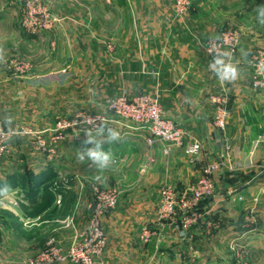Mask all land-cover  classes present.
Segmentation results:
<instances>
[{
	"label": "crops",
	"instance_id": "0c3cea01",
	"mask_svg": "<svg viewBox=\"0 0 264 264\" xmlns=\"http://www.w3.org/2000/svg\"><path fill=\"white\" fill-rule=\"evenodd\" d=\"M52 1L61 20L52 30L37 34L36 40L26 41L44 44L46 38L54 39L61 57L52 65L73 69L70 84L89 85L87 92L91 94L83 108L104 112V100L145 91L158 97L164 113L187 133L182 145L171 146L164 153L161 143L146 145L143 128L110 120L105 125L117 129L122 139L105 145L117 163L103 172L90 167L89 161L78 159L85 136L82 141L68 137L59 142V157L54 159L53 170L77 171L86 165L91 168L92 177L100 172L104 182L119 187L116 206L102 215L107 245L99 264H229L227 244L235 240L246 244L253 261L264 264V144L255 143L264 132V89L251 86L257 36L247 27L241 29L239 44L229 58L237 67L238 77L233 82L221 81L208 67L215 53L205 49V41L216 37L220 26L207 21L206 12L200 10L201 0H193L194 9L182 15L174 12L172 0ZM220 20L217 15V21ZM260 48L264 55L263 42ZM65 52L69 54L64 55ZM219 52L228 50L223 47ZM10 84L0 82V87L7 89L5 94L11 92ZM222 102L227 106V116L224 128L219 129L214 121ZM42 109L28 105L20 109L8 107L6 117L11 116L12 123L6 127L13 129L19 116L31 114L42 117L34 120L35 126H39L57 110ZM11 138L10 153L3 158L6 172L0 175L11 173L13 159H26L29 169L42 170L44 157L31 150L29 137ZM191 138L202 144L197 158L186 151ZM17 147L23 157L15 154ZM217 159H222V163L214 175L215 191L198 203L196 223L188 230L182 229L178 211L160 219L156 212L160 188L167 185L176 196L188 195L203 166ZM144 164L146 168H142ZM234 182L236 187L232 186ZM70 194L65 193L68 198ZM253 196H259L260 222L257 229L247 230L240 220L253 208ZM88 201L80 206V212L91 213ZM67 203L68 199L65 211ZM38 206L33 203L23 211L30 212ZM77 208V204L69 208L74 227L83 228L87 218L84 220L81 213L78 216ZM210 222L215 225L211 227ZM143 229L149 231L146 238L141 235ZM71 234V230L64 228L57 232V242L66 243ZM3 242L1 239L0 264H11V259L25 254L24 248L14 244L5 247Z\"/></svg>",
	"mask_w": 264,
	"mask_h": 264
},
{
	"label": "rangeland",
	"instance_id": "374dc122",
	"mask_svg": "<svg viewBox=\"0 0 264 264\" xmlns=\"http://www.w3.org/2000/svg\"><path fill=\"white\" fill-rule=\"evenodd\" d=\"M201 1L202 6L200 7V10L206 12L207 17H209L207 18V21L211 23L218 22L220 26L218 35L216 37L208 38L205 41V44L208 41L220 38L227 32H234L238 37V46L239 38L241 36V29H245L247 27L246 29H249V31L252 30L253 35H255V37L257 36V40H255L254 42L255 52L253 54V58L259 53H262V49L260 48V46L262 45V42L264 43V25L260 24L257 20L256 8L264 5V0ZM55 7L56 6L54 5V2L52 0H0V49H2L4 53L3 59L0 60V82H11L9 87L12 88L11 92H13L11 94V92L9 93L8 90V94H5L7 92L5 91V86L0 87V131L4 134L6 140V149L2 154H0V173L6 172V165L4 164L6 162V159L3 158L10 153L9 151L12 136H28L31 150L35 151V153L40 154L42 157H44L43 160H45V164L42 170L35 171L32 170V168L29 169L28 164L26 163V159L10 160V163H12L11 167L13 168L11 169L12 171L10 170L11 173L8 176L15 177V179L17 180V186L9 187L1 184L0 182V190L4 189L5 187L7 188V192H0V241L1 239H4L5 242H7H3V246L5 247H9L14 244V246H16L17 248L25 249V254L23 256L21 255L22 258L11 259L9 261V263L11 264H27L31 262L32 259L36 258L41 251L49 246L58 248L65 259L63 261H52L44 264H81L80 262H73L72 260H70L66 253L74 237H82L86 235V232H88L89 220L91 219L92 215H94L95 209H97L98 207V201L96 199L97 193L103 190H114L118 195L117 201L119 198V187L115 184H108L104 181H96L95 176L100 175L101 173H95V176L92 177L91 174L93 172H91V168L86 167V165L82 166V168L77 171L53 170L54 159L56 160L59 157V142L67 139L68 137H71L78 141H82L85 136L84 130L90 129V126L87 127L83 123L79 124L77 126L78 129L76 128L77 134L75 135V138L69 130H66L64 132V139L51 146H49L48 143L50 142L53 133H43V130L51 129L53 127V124L58 119L65 118L71 120L75 117V115L85 116L87 114L99 115L100 117H104V124L106 122H109L110 120L119 123L134 124L131 121L117 117L111 111L106 110V107H110L122 96L128 99L126 101L131 102L132 98L139 93L152 95L149 92L145 91L138 92L130 96L125 94L115 95L113 97H110L109 99L104 100V102L102 103L104 106V112L101 109L96 110L93 108H83L88 102L86 101L88 95L91 94V92H87L89 85L70 84L69 78L73 77L74 75L73 69L69 67L58 68L52 65L55 59L57 60L61 57V53H59V51L57 50L59 45L55 43L54 39L46 38L47 40H45L44 44H38L35 41V44H32L31 42L26 41L27 39L36 40L37 34L43 31L52 30L55 27L56 23L61 20L54 12ZM194 7L195 6L191 5L188 11L193 10ZM6 14L8 16L7 18L5 17ZM217 15H220V21H217ZM65 54L68 55L69 53L65 52L64 55ZM67 58L69 57L67 56ZM253 75L254 70L252 67V77ZM251 86L256 90L264 89V87L254 88V85L252 83ZM156 98L158 99V97ZM158 102L160 103L159 99ZM27 105L32 109L45 108V111H48V109L57 108V110L54 111V114H52L54 116H46L48 121L43 122L41 125L39 124V126H35L36 121L34 122V120L38 118L41 119L42 117H39L38 115L34 116L33 114H31L26 117L19 116L17 123L15 121L16 126L13 127V129L7 128L6 124L4 123L7 114H9L7 108L10 107L13 109H20L22 107H27ZM224 105L227 111V106L225 103ZM66 108L71 110L62 115L59 114ZM80 116H78L77 119H80ZM25 118L31 120L27 121V119ZM9 129H11V131ZM52 149L54 152H49ZM15 154H20V157H23L22 150H20V148L18 147L15 149ZM63 159L68 158H66V156H63ZM116 163L117 159L115 164ZM221 163L222 159H217L214 162L208 163L216 164V168L213 170V173L211 175L213 182L212 195L214 194L216 186L214 175L216 171H219ZM208 164H206L205 166H207ZM205 166H203V168ZM46 171L49 172V176L47 178L44 177L42 178V180H40L38 177L39 173ZM5 178H7V176L0 175V181H6ZM35 178H38L39 180ZM231 181L235 180L232 179ZM192 186L189 189L188 195H185L187 199H190V190ZM232 186L236 187L237 185L235 183L232 184ZM64 188L65 190H62V192L57 191V189ZM43 189L51 192V195L48 199H40L41 192L34 194V196H26L30 190H36L37 192ZM65 191L71 193L68 198V203L66 204V211L64 210L65 203L63 199V196L66 193ZM160 191L156 209L157 216L159 218V209L161 205ZM182 197L184 196H176L173 194V198L177 204H179V199H181ZM258 198L259 196H253L250 199L253 203V208L251 207L248 213L245 212L240 220L242 221L241 226L244 229H257L259 225L260 214L257 210V205L259 203ZM86 199L87 201L89 200L88 205H90L91 211V213L89 212V214L84 210L81 212L79 211L80 206H82L83 202ZM241 199V197H238V200ZM203 200L205 199H202L200 201ZM199 202L192 204L191 211L195 214L196 220L189 228H191L199 219V213L196 210ZM33 203L37 205L40 204V206L34 208L33 211L30 212L23 211V208L25 206ZM75 204L78 205L76 214L78 215L79 213H81L84 220L87 218L86 226H84L83 228H78L76 225L74 227L73 217L71 215L72 212L69 208H72ZM111 209H107L106 211ZM176 211H178L179 216H181L182 209L179 205L176 206L174 213ZM104 212L99 215L100 227L105 236L104 244L101 250L93 257L94 264H99V259L105 252L107 245L106 232L102 226L101 221ZM172 215L170 214V216ZM162 218H164V216H162L160 219ZM23 220H26L24 222V225L22 224ZM213 225H215L214 222H210V226L213 227ZM64 228L72 231L71 237L70 239H68V241H66V243H58L56 234L57 232L64 230ZM148 233V229H143L141 235L143 236V238H146L148 236ZM9 239H11V242L9 241ZM8 242L12 244H9ZM21 242L24 244L23 247H21ZM227 252L229 264H255L256 262V264H261V261H253L250 258L248 248L242 241L240 242L238 240H235L228 243ZM193 253L195 252L193 251Z\"/></svg>",
	"mask_w": 264,
	"mask_h": 264
},
{
	"label": "built area",
	"instance_id": "2783aa9c",
	"mask_svg": "<svg viewBox=\"0 0 264 264\" xmlns=\"http://www.w3.org/2000/svg\"><path fill=\"white\" fill-rule=\"evenodd\" d=\"M106 3H111L116 0H104ZM174 11L177 15L186 13L192 5L193 0H172ZM238 42L237 34L234 32H227L220 38L208 41L205 44L206 52L221 51L225 47L229 53L235 52ZM252 67L254 75L252 77V84L254 88L264 87V55L259 53L253 58ZM126 97L122 96L115 101L110 107H106V110L111 111L117 117L133 122L136 127L144 129V142L148 146H152L158 142L163 145V152L167 153L169 148L174 145H182L187 133L184 129L171 117L167 116L158 99L152 95L139 93L132 98L131 102ZM75 115L70 119H58L51 129H45L44 132L53 133L49 146L57 144L58 141L64 139V132L69 130L73 137L77 134V126L79 124H85L94 128L95 124H99L105 120L104 117L99 115ZM227 111L224 103H221L216 110L215 125L219 129H223L225 126V119ZM77 128V129H76ZM256 144H264V132L260 133L255 141ZM45 145V143H44ZM6 149V140L4 134L0 131V154ZM186 151L192 158H197L202 152V144L196 138H191L187 144ZM49 152H54L53 149ZM50 158V157H49ZM50 160V159H49ZM116 159L113 160V163ZM147 164H144L142 168H146ZM216 168V164H208L202 170L201 176L197 179L195 184L190 190V199L182 197L177 204L173 198V192L169 186H163L160 191L161 205L159 209L160 218L169 217L175 211L177 205L182 209L180 216V226L182 229L187 230L196 220V216L192 213V204L199 202L202 199H207L212 196L213 182L211 175ZM117 193L112 190H103L98 192L96 199L98 201V207L95 209L94 215L89 220L88 232L82 237H74L72 240L67 256L73 262H80L81 264H94L93 257L98 253L104 244V233L100 227L99 215H101L107 209L114 208L117 202ZM256 200V199H255ZM59 202V200H58ZM65 258L61 254L60 250L56 247H46L39 255L32 259L27 264H44L52 261H63Z\"/></svg>",
	"mask_w": 264,
	"mask_h": 264
},
{
	"label": "clouds",
	"instance_id": "9594fccd",
	"mask_svg": "<svg viewBox=\"0 0 264 264\" xmlns=\"http://www.w3.org/2000/svg\"><path fill=\"white\" fill-rule=\"evenodd\" d=\"M256 14L258 22L264 25V5L256 8ZM209 53H215L208 67L218 79L227 82L235 81L238 77V70L234 64L229 62L231 53L217 51H210ZM3 56V50L0 49V60L3 59ZM4 123L11 125L12 117H6ZM9 130L11 131V129ZM84 134V146L78 151V159L89 161V166L100 172L109 169L113 162V153L110 149H106L105 145L119 142L122 139L121 133L117 129L107 127L103 122H100L95 124L94 128L85 129ZM104 179L101 175L95 176V180L98 182H103ZM0 192H7V188L5 187Z\"/></svg>",
	"mask_w": 264,
	"mask_h": 264
},
{
	"label": "trees",
	"instance_id": "16d2710c",
	"mask_svg": "<svg viewBox=\"0 0 264 264\" xmlns=\"http://www.w3.org/2000/svg\"><path fill=\"white\" fill-rule=\"evenodd\" d=\"M48 176H49V172L46 171V172H40L38 177H39L40 180H42V178H44V177L47 178ZM35 179L39 180L38 178H35ZM5 180L6 181H3V180L0 181L1 184H4V185L9 186V187H11V186H17V180L15 179L14 176L13 177L7 176V178H5ZM58 188H60V187H58ZM64 189H57V191H61V190H64ZM39 192H41L40 193L41 199H48L50 197V195H51V192L50 191L43 189V190L37 191V192H36V190H30L27 193L26 196H34V194H37ZM63 199H64V203H66L67 202V199H68V196L64 195L63 196Z\"/></svg>",
	"mask_w": 264,
	"mask_h": 264
}]
</instances>
